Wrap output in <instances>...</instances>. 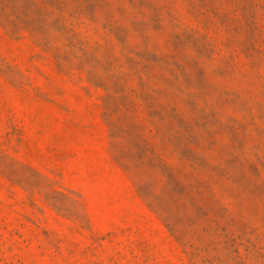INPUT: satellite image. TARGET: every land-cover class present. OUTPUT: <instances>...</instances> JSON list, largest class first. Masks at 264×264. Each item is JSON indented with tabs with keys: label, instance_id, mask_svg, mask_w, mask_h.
Wrapping results in <instances>:
<instances>
[{
	"label": "rangeland",
	"instance_id": "1",
	"mask_svg": "<svg viewBox=\"0 0 264 264\" xmlns=\"http://www.w3.org/2000/svg\"><path fill=\"white\" fill-rule=\"evenodd\" d=\"M0 264H264V0H0Z\"/></svg>",
	"mask_w": 264,
	"mask_h": 264
}]
</instances>
